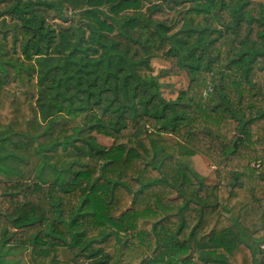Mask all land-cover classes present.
<instances>
[{"label":"trees","instance_id":"trees-1","mask_svg":"<svg viewBox=\"0 0 264 264\" xmlns=\"http://www.w3.org/2000/svg\"><path fill=\"white\" fill-rule=\"evenodd\" d=\"M0 264H264V3L0 0Z\"/></svg>","mask_w":264,"mask_h":264},{"label":"rangeland","instance_id":"rangeland-1","mask_svg":"<svg viewBox=\"0 0 264 264\" xmlns=\"http://www.w3.org/2000/svg\"><path fill=\"white\" fill-rule=\"evenodd\" d=\"M264 3V0H254ZM151 75H157L161 69L168 68V65L160 58L154 57L150 62ZM160 82L164 85L162 88V94L165 99H174L177 93L186 89L188 80L184 73H181L175 77L163 78ZM185 164L191 166V168L203 178L204 182L210 185L217 184V178L214 173V168L209 162L202 156H195L193 158H182Z\"/></svg>","mask_w":264,"mask_h":264},{"label":"water","instance_id":"water-1","mask_svg":"<svg viewBox=\"0 0 264 264\" xmlns=\"http://www.w3.org/2000/svg\"><path fill=\"white\" fill-rule=\"evenodd\" d=\"M239 138L234 142V146H236L237 142H238Z\"/></svg>","mask_w":264,"mask_h":264},{"label":"crops","instance_id":"crops-1","mask_svg":"<svg viewBox=\"0 0 264 264\" xmlns=\"http://www.w3.org/2000/svg\"><path fill=\"white\" fill-rule=\"evenodd\" d=\"M195 157V156H194ZM193 158V157H192ZM191 159V158H190Z\"/></svg>","mask_w":264,"mask_h":264}]
</instances>
